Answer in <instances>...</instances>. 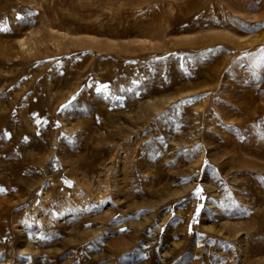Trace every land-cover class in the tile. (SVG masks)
<instances>
[{
    "label": "rangeland",
    "instance_id": "374dc122",
    "mask_svg": "<svg viewBox=\"0 0 264 264\" xmlns=\"http://www.w3.org/2000/svg\"><path fill=\"white\" fill-rule=\"evenodd\" d=\"M0 264H264V0H0Z\"/></svg>",
    "mask_w": 264,
    "mask_h": 264
},
{
    "label": "bare ground",
    "instance_id": "6f19581e",
    "mask_svg": "<svg viewBox=\"0 0 264 264\" xmlns=\"http://www.w3.org/2000/svg\"><path fill=\"white\" fill-rule=\"evenodd\" d=\"M21 44L24 45L25 43H24V42H21ZM33 110H34V109H33ZM33 110H32V111H33ZM28 112H29V111H28ZM26 114H27V112H26ZM5 115H6V114H5ZM33 115H34V114H33ZM27 117H28V116H27ZM33 117H34V116H33ZM36 118H37V117H36ZM28 122H30V120H29Z\"/></svg>",
    "mask_w": 264,
    "mask_h": 264
},
{
    "label": "snow or ice",
    "instance_id": "6c2138e0",
    "mask_svg": "<svg viewBox=\"0 0 264 264\" xmlns=\"http://www.w3.org/2000/svg\"><path fill=\"white\" fill-rule=\"evenodd\" d=\"M202 191V190H201ZM202 207V206H201Z\"/></svg>",
    "mask_w": 264,
    "mask_h": 264
}]
</instances>
